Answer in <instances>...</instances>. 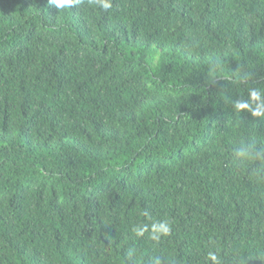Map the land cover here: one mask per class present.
<instances>
[{
  "label": "trees",
  "instance_id": "obj_1",
  "mask_svg": "<svg viewBox=\"0 0 264 264\" xmlns=\"http://www.w3.org/2000/svg\"><path fill=\"white\" fill-rule=\"evenodd\" d=\"M111 2L0 0V264H264V0Z\"/></svg>",
  "mask_w": 264,
  "mask_h": 264
},
{
  "label": "clouds",
  "instance_id": "obj_2",
  "mask_svg": "<svg viewBox=\"0 0 264 264\" xmlns=\"http://www.w3.org/2000/svg\"><path fill=\"white\" fill-rule=\"evenodd\" d=\"M94 4L107 12L112 8L111 0H93ZM80 0H49V4L55 6L57 9H70L77 6ZM232 106L237 113L247 112L252 117L264 120V85H255L247 90L246 99L233 100ZM235 156L241 164L256 162L259 167L256 168L258 175L264 174V147H256L253 145H242L235 150ZM145 216L148 212L145 211ZM132 231L138 237H148L159 242L163 237L168 236L172 231L170 221L165 219H158L148 224H137L133 227ZM207 259L213 264H221L218 254L214 251L207 253ZM151 264H163L161 256H154Z\"/></svg>",
  "mask_w": 264,
  "mask_h": 264
}]
</instances>
